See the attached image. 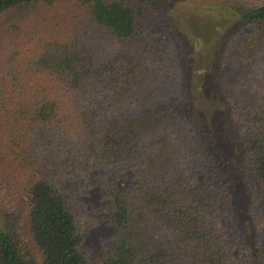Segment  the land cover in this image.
Returning a JSON list of instances; mask_svg holds the SVG:
<instances>
[{"label":"trees","instance_id":"16d2710c","mask_svg":"<svg viewBox=\"0 0 264 264\" xmlns=\"http://www.w3.org/2000/svg\"><path fill=\"white\" fill-rule=\"evenodd\" d=\"M165 1L0 0V264H264V0H198L249 7L213 68L237 119L244 216L224 135L191 107L190 77L173 79L145 16ZM94 189L113 235L91 258L80 198Z\"/></svg>","mask_w":264,"mask_h":264},{"label":"rangeland","instance_id":"374dc122","mask_svg":"<svg viewBox=\"0 0 264 264\" xmlns=\"http://www.w3.org/2000/svg\"><path fill=\"white\" fill-rule=\"evenodd\" d=\"M248 10L249 7L237 3L219 7L198 0H169L153 4L150 10L145 11L151 31L158 34L161 52L170 60L168 67L173 70V79L178 80L181 75L185 80L190 77L191 107L215 137L224 135L221 150L228 160L224 171L235 188L239 216H244L248 191L240 185L235 164L237 144L230 143L232 137L227 129L238 124L235 118L228 119L229 125L226 122V111L218 97L213 68L221 47L228 42L233 49L241 37L243 31L241 33L237 19ZM170 95L173 97V92ZM132 174V170L115 174L119 189L131 183ZM255 189L256 185H253ZM80 200L84 210L96 221L91 229L82 233L81 248L88 250L91 258L100 257L112 244L113 227L109 224L111 214L107 202L99 189L87 192ZM244 219L242 217L246 227Z\"/></svg>","mask_w":264,"mask_h":264}]
</instances>
